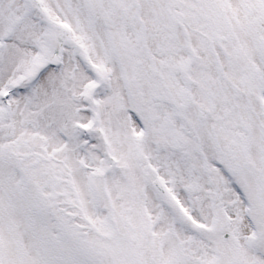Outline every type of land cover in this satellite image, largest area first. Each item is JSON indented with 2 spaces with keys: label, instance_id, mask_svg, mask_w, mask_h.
<instances>
[{
  "label": "snow or ice",
  "instance_id": "obj_1",
  "mask_svg": "<svg viewBox=\"0 0 264 264\" xmlns=\"http://www.w3.org/2000/svg\"><path fill=\"white\" fill-rule=\"evenodd\" d=\"M0 264H264V0H0Z\"/></svg>",
  "mask_w": 264,
  "mask_h": 264
}]
</instances>
